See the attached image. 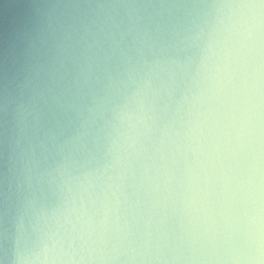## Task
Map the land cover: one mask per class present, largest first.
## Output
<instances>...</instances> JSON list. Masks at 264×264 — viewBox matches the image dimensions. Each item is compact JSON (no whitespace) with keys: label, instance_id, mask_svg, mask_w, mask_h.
<instances>
[{"label":"clouds","instance_id":"1","mask_svg":"<svg viewBox=\"0 0 264 264\" xmlns=\"http://www.w3.org/2000/svg\"><path fill=\"white\" fill-rule=\"evenodd\" d=\"M0 264H264V0H0Z\"/></svg>","mask_w":264,"mask_h":264}]
</instances>
